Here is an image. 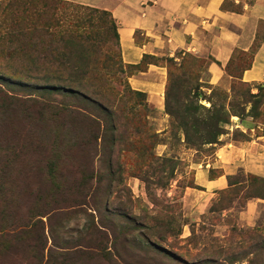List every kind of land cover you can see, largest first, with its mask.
I'll use <instances>...</instances> for the list:
<instances>
[{
  "label": "rangeland",
  "instance_id": "obj_1",
  "mask_svg": "<svg viewBox=\"0 0 264 264\" xmlns=\"http://www.w3.org/2000/svg\"><path fill=\"white\" fill-rule=\"evenodd\" d=\"M57 2L79 6L0 0V264H264V177L239 169L216 192L197 181L219 147L264 129V84L238 80L249 55L211 85V58L193 52L126 66L96 22L73 29L81 61L56 41L90 12ZM85 59L87 98L70 83ZM147 64L165 69L173 115L130 84Z\"/></svg>",
  "mask_w": 264,
  "mask_h": 264
},
{
  "label": "crops",
  "instance_id": "obj_2",
  "mask_svg": "<svg viewBox=\"0 0 264 264\" xmlns=\"http://www.w3.org/2000/svg\"><path fill=\"white\" fill-rule=\"evenodd\" d=\"M64 1L111 14L125 65H139L144 56L193 52L211 58L209 83L218 85L235 54L241 52L249 55L250 63L241 70L238 80L251 86L264 84V0ZM227 2L238 9L225 8ZM165 77L160 64H147L146 70L129 81L135 90L146 94L151 106L161 111L165 108ZM256 132L253 129L249 141L217 149L210 165L216 169V176L210 177L207 167L197 171V181L205 192L225 190L230 176L239 169L264 177V129L260 134Z\"/></svg>",
  "mask_w": 264,
  "mask_h": 264
},
{
  "label": "trees",
  "instance_id": "obj_3",
  "mask_svg": "<svg viewBox=\"0 0 264 264\" xmlns=\"http://www.w3.org/2000/svg\"><path fill=\"white\" fill-rule=\"evenodd\" d=\"M46 1H48V0H46ZM49 1H51V0H49ZM60 4L72 6V7H75V9H78V10H87L88 12H90L89 14H87L84 17H81L80 15H74L73 17L77 18L76 23L74 24V22H73V24L70 27H68L65 30L61 31L62 35L60 36L59 41H56L57 44L60 45L61 52H68V54H69L68 56H70V57H72L74 55H77V57H79L81 59V61H82L83 56H84V52H85V48H86L85 43H88V41H87L86 38H84L83 34H79L77 31H74L73 29H79V28H82V27L86 28L85 25H87L88 27L93 28V27H95L97 25L96 22L105 23L106 25L110 26L109 30H107V34L110 31H112V37L114 38L116 46L119 49V35H118V32H117V25H116V23H115V21L112 18L110 13H108L106 11L99 10V9L91 8V7L81 6V5L73 6V5L69 4V3H63V2H57L56 6H58ZM98 14H100L101 16L97 17ZM102 16L110 18V21L107 22V18H105V17L102 18ZM105 19H106V22H105ZM60 26H61V24L60 25L58 24L56 27H60ZM45 28H46L45 29V33L48 34V36H53L52 33H51L52 28H50V25H48V26L45 25ZM31 34H32V36H34V33H31ZM109 37H110V39H107V41H111V36H109ZM33 38L34 37L28 38V41L30 40V42H28V43L26 42V44H25V48L24 49H26V48L30 49L29 52H33L32 48H31L33 46V44L31 43L33 41ZM52 40L53 39H50L47 42V44H46L47 48L50 47V50H51L50 52L53 51L52 50L53 42H51ZM57 52H59V50ZM25 55L29 56L27 52H26ZM147 57H151V56H144L142 63H144V61H145V59ZM29 59H31V55L29 56ZM142 63L139 64V65H136V66H129V65H126V66L139 68L142 65ZM88 64H89V62L87 63V59H85V61L82 62V67H83L82 76L84 78H80L79 77L80 73H79L77 76L74 74L75 75L74 78H72L70 80L71 81L70 83L75 84V86H77V85L81 86V89L79 90V92L84 94L83 95L84 98H87V95L84 93L86 88H84L82 85H83V82L86 81L85 79L90 75L89 72L87 71V65ZM62 65H64V64H62ZM241 83H243V82H241ZM243 84H247V83H243ZM139 94L146 98V94L141 93V92H139ZM253 98L255 99L256 97H253ZM166 100L167 101H165V110H166L167 113L173 115L174 112L172 110L173 109L172 106L170 105L171 103H168V101L170 100L169 88H167V91H166ZM85 107H87V106H85ZM252 110L255 111V107H253ZM88 116L96 117V114H94V113H92L90 111L88 113ZM227 123H229V122H228L227 119L223 118V115L215 117V121L212 122L211 125L212 126L214 125V127H216L218 133L216 132L217 134H214V135L210 136V139L207 140V141H209L208 143L212 144V143L215 142V140L217 139L216 136H218L220 134L219 133V129H222L223 125L227 124Z\"/></svg>",
  "mask_w": 264,
  "mask_h": 264
}]
</instances>
